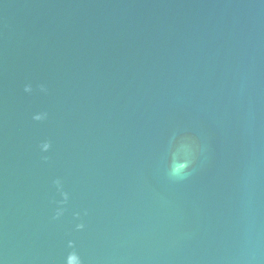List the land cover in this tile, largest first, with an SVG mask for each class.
Wrapping results in <instances>:
<instances>
[{
    "label": "water",
    "instance_id": "95a60500",
    "mask_svg": "<svg viewBox=\"0 0 264 264\" xmlns=\"http://www.w3.org/2000/svg\"><path fill=\"white\" fill-rule=\"evenodd\" d=\"M0 264H264V0H0Z\"/></svg>",
    "mask_w": 264,
    "mask_h": 264
}]
</instances>
